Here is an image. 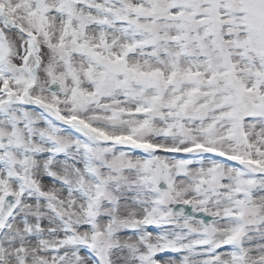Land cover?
I'll use <instances>...</instances> for the list:
<instances>
[{"label": "snow or ice", "instance_id": "6c2138e0", "mask_svg": "<svg viewBox=\"0 0 264 264\" xmlns=\"http://www.w3.org/2000/svg\"><path fill=\"white\" fill-rule=\"evenodd\" d=\"M0 264H264V0H0Z\"/></svg>", "mask_w": 264, "mask_h": 264}]
</instances>
